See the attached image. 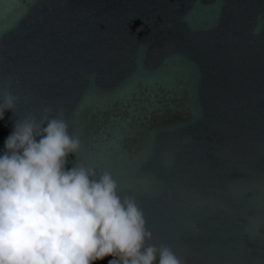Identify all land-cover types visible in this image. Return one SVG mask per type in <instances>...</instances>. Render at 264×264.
I'll return each instance as SVG.
<instances>
[{
  "label": "water",
  "instance_id": "1",
  "mask_svg": "<svg viewBox=\"0 0 264 264\" xmlns=\"http://www.w3.org/2000/svg\"><path fill=\"white\" fill-rule=\"evenodd\" d=\"M0 90V151L17 120L62 110L148 243L264 264V0H0Z\"/></svg>",
  "mask_w": 264,
  "mask_h": 264
},
{
  "label": "clouds",
  "instance_id": "2",
  "mask_svg": "<svg viewBox=\"0 0 264 264\" xmlns=\"http://www.w3.org/2000/svg\"><path fill=\"white\" fill-rule=\"evenodd\" d=\"M16 98L0 90V120ZM17 120L0 151V264H186L151 232L109 171L79 159L62 110ZM70 155L76 157L67 167Z\"/></svg>",
  "mask_w": 264,
  "mask_h": 264
}]
</instances>
